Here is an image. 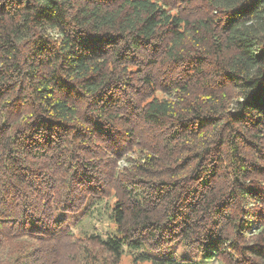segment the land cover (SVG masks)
<instances>
[{
    "label": "trees",
    "instance_id": "1",
    "mask_svg": "<svg viewBox=\"0 0 264 264\" xmlns=\"http://www.w3.org/2000/svg\"><path fill=\"white\" fill-rule=\"evenodd\" d=\"M174 243L264 264V0H0V264Z\"/></svg>",
    "mask_w": 264,
    "mask_h": 264
},
{
    "label": "rangeland",
    "instance_id": "2",
    "mask_svg": "<svg viewBox=\"0 0 264 264\" xmlns=\"http://www.w3.org/2000/svg\"><path fill=\"white\" fill-rule=\"evenodd\" d=\"M95 215H87L86 217L79 219V216L73 217L71 219V224L75 232L83 231H92L97 229L99 232L104 234H110L113 231V224L108 216L105 204L102 203V206L96 210ZM79 219V222L76 223V220ZM76 232V233H77ZM141 252L146 253L149 258L147 259H136L134 260L132 252L126 250L122 256L121 264H151L153 259H158L161 257L174 256L177 258H190L197 264H221L219 260L203 258L201 253L195 250H187L183 247L181 243H174L171 247L161 250L159 252L150 251L148 249H143ZM139 252H137L138 254Z\"/></svg>",
    "mask_w": 264,
    "mask_h": 264
}]
</instances>
